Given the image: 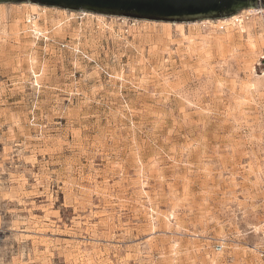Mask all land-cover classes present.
Instances as JSON below:
<instances>
[{"label":"rangeland","instance_id":"rangeland-1","mask_svg":"<svg viewBox=\"0 0 264 264\" xmlns=\"http://www.w3.org/2000/svg\"><path fill=\"white\" fill-rule=\"evenodd\" d=\"M2 9L0 264H264V7Z\"/></svg>","mask_w":264,"mask_h":264},{"label":"water","instance_id":"water-1","mask_svg":"<svg viewBox=\"0 0 264 264\" xmlns=\"http://www.w3.org/2000/svg\"><path fill=\"white\" fill-rule=\"evenodd\" d=\"M23 2L166 22L217 19L243 8L264 7V0H0V3Z\"/></svg>","mask_w":264,"mask_h":264},{"label":"built area","instance_id":"built-area-1","mask_svg":"<svg viewBox=\"0 0 264 264\" xmlns=\"http://www.w3.org/2000/svg\"><path fill=\"white\" fill-rule=\"evenodd\" d=\"M260 239H261V245H260L261 250H260V253L264 257V228L261 230ZM216 249L220 250L221 246H217Z\"/></svg>","mask_w":264,"mask_h":264},{"label":"bare ground","instance_id":"bare-ground-1","mask_svg":"<svg viewBox=\"0 0 264 264\" xmlns=\"http://www.w3.org/2000/svg\"><path fill=\"white\" fill-rule=\"evenodd\" d=\"M1 7H2V6H1ZM6 11H7V10H6ZM6 11H3V9L0 10V17H3V16L5 15ZM45 13H46V11H45ZM233 20H234V21H235V20L239 21L238 16H234V17H233ZM233 20H232V21H233Z\"/></svg>","mask_w":264,"mask_h":264}]
</instances>
